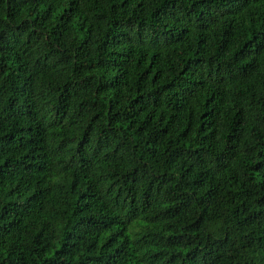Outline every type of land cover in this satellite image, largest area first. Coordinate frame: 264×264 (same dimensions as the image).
<instances>
[{"label":"trees","instance_id":"1","mask_svg":"<svg viewBox=\"0 0 264 264\" xmlns=\"http://www.w3.org/2000/svg\"><path fill=\"white\" fill-rule=\"evenodd\" d=\"M0 264H264V0H0Z\"/></svg>","mask_w":264,"mask_h":264}]
</instances>
